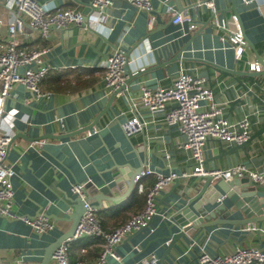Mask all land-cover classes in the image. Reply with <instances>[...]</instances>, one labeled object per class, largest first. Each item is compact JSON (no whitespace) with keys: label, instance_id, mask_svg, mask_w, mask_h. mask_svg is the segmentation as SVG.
Segmentation results:
<instances>
[{"label":"crops","instance_id":"0c3cea01","mask_svg":"<svg viewBox=\"0 0 264 264\" xmlns=\"http://www.w3.org/2000/svg\"><path fill=\"white\" fill-rule=\"evenodd\" d=\"M38 1L46 8L74 9L85 20L67 27L83 32L64 37L63 29L55 28L43 37L30 27L25 14L10 7L8 0H0V44L7 23L19 16L25 23L19 36L24 45L49 48L47 61L54 67L40 83L41 97L31 99L26 88L16 84L5 102L6 110H15L14 118L7 116L13 139L6 155L14 169V206L25 216L49 219L53 228L39 234L20 219L0 215V264H41L46 250L72 226L75 183L84 184L102 228L111 230L144 208L157 173L191 167L189 154L177 148L183 136L176 127L161 122L163 112L155 113L157 121L136 134L127 135L122 128L133 115L128 110L129 96H137L142 83L171 85L180 66L206 79L230 121L248 116L252 123V139L243 147L209 139L205 165L216 169L246 162L264 168V75L228 71H253L252 65H261L257 53L264 60V0L248 5L235 0L245 35L255 48L246 42L241 54L229 39V33L241 31L232 0H213L215 13L193 0H151V11L113 0L106 12L93 8L90 0ZM177 5L185 14L181 24L172 21ZM215 17L226 23L225 32L215 30ZM86 20L92 27L90 37L84 35ZM191 23L196 26L190 28ZM85 37L91 42L79 43ZM115 47L127 53L126 89L109 104L111 93L104 90L103 72L107 55ZM140 168L153 171L141 179L143 191L135 182L130 184ZM197 183V178H178L163 186L155 197L157 214L149 225L123 239L116 247L117 259L107 256L100 262L103 239L85 236L71 243L69 264H160L162 259L163 264H198L202 247L220 254L245 246L264 249V222L219 225L207 233L173 222L171 216L193 195L189 190ZM225 200L220 197L216 203ZM167 224L173 233L183 230L170 248ZM48 264H54L52 257Z\"/></svg>","mask_w":264,"mask_h":264},{"label":"built area","instance_id":"2783aa9c","mask_svg":"<svg viewBox=\"0 0 264 264\" xmlns=\"http://www.w3.org/2000/svg\"><path fill=\"white\" fill-rule=\"evenodd\" d=\"M139 10H153L151 0H125ZM251 4L256 0H242ZM93 8L106 12L113 0H90ZM195 5H206L215 13L213 0H193ZM257 3V2H256ZM19 13L29 18L31 28L40 31L47 37L52 29H65L73 24L82 23L84 16L74 9L46 8L38 0H8ZM105 16V15H104ZM185 14L175 12L172 21L181 24ZM102 17V16H101ZM24 21L15 16L7 23L6 35L0 44V215L9 219H20L32 227L37 233H45L53 228L52 222L45 217H28L21 214L14 206L11 177L13 167L7 162L6 155L13 135L7 116L14 118L15 110L5 109V102L10 97L14 85L21 84L30 93L31 99L41 97L40 83L54 69L47 61L49 48L27 47L20 39L24 29ZM213 25L216 31H226V23L215 17ZM195 23L189 25L194 28ZM229 39L241 54L246 41L241 31L229 33ZM127 53L121 48H113L107 55L103 87L108 93L115 92L118 97L123 94L119 90L127 77L125 66ZM261 65H252L251 70L260 71ZM205 78L180 66L178 73L169 86L149 87L142 83L137 96H129L128 110L133 115L122 123L127 135L142 131L148 123H155V113L163 112L161 122L167 127H176L183 136L177 148L189 154L191 167L181 172L170 170L169 173H157L153 187L146 193L144 208L133 214L118 227L105 230L97 216L96 208L84 202V211L71 236L66 237L52 253L54 264H69V247L73 241L82 237H101L103 249L99 257L104 262L107 256L118 258L116 247L129 234L146 227L151 218L157 214L155 197L165 185L178 178H201L210 176L212 180L231 181L235 178L248 177L254 184L264 186V168L253 163L239 162L226 168H209L206 164V143L209 139L218 140L223 145H239L250 139L252 123L248 116L238 121H230L223 111L222 103L215 100L211 88ZM202 102H205L202 105ZM150 116L149 120L144 116ZM153 173L142 170L134 176L139 191H143L142 178ZM77 197L85 201L87 193L83 183L72 186ZM198 264H252L264 263V249L257 246L237 247L231 253H211L204 247L197 255ZM77 264H82L78 261Z\"/></svg>","mask_w":264,"mask_h":264},{"label":"water","instance_id":"95a60500","mask_svg":"<svg viewBox=\"0 0 264 264\" xmlns=\"http://www.w3.org/2000/svg\"><path fill=\"white\" fill-rule=\"evenodd\" d=\"M78 3L80 1L77 0ZM91 9V5H88ZM178 12H182L179 5ZM232 9L235 12L239 22H240V28L241 32L244 36V39L248 43L250 47L254 48V45L249 40V38L245 35V32L242 27L241 20L239 16L236 13L235 9V0H232ZM85 20V17L84 19ZM86 31H84V35L87 37H90V34L92 33V27L90 26V21L86 20ZM77 29V30H75ZM74 30L69 28L63 29L62 33L63 36H67L68 33L71 35L72 33L75 34L77 32H83L82 28H75ZM76 31V32H75ZM94 31V30H93ZM95 32V31H94ZM86 39L80 40L79 43H90ZM256 51V50H255ZM257 53V52H256ZM257 60L262 65L263 69L260 71H234V70H228L230 73L236 74V75H253V76H260L264 75V60L262 57L257 53ZM174 59H178L177 57H174ZM140 74V73H139ZM135 75H138L136 73ZM134 75V76H135ZM126 87V85H122L119 90H123ZM115 97V92L111 93L109 104L112 102V100ZM241 99H237L238 102ZM104 109L99 115H102L105 111ZM85 129V128H84ZM13 139V138H12ZM252 137L245 143L235 145L236 147L232 148H239L245 146ZM136 171V170H135ZM141 171V168L136 171L131 176L130 184L133 186L134 183V176ZM250 187V189H249ZM193 192V195L190 196V198L187 200L185 205H182L181 207L177 208L176 211L171 216V220L178 224L179 226L185 228V227H196L197 229H202L203 232L207 233L209 228H213L215 226L219 225H231V226H251L252 224L256 223H262L264 222V186H260L257 184H254L248 177L243 178H235L231 181H224L221 180H212L210 176H205L199 178V183L195 184L190 190L189 193ZM179 195H181L179 193ZM222 197H225V201H222L220 203H216L217 200ZM97 199V198H96ZM99 202L98 200H96ZM84 202H89V198L87 197L84 200H82L79 197H76L74 200L75 203V212L71 216V219L73 220L72 226L70 230L67 233H64L62 236L56 239L54 243L46 250L45 256L41 262V264H48L51 254L53 251L58 247V245L68 236H71L75 230V227L84 211ZM90 203V202H89ZM150 224V221L148 225ZM171 225L167 224L168 229V235L167 237L170 238L171 243L168 246L172 247V245L176 241V236H182V232L179 233H173L171 229ZM255 232H259L258 228H254ZM163 259L160 264H163Z\"/></svg>","mask_w":264,"mask_h":264},{"label":"trees","instance_id":"16d2710c","mask_svg":"<svg viewBox=\"0 0 264 264\" xmlns=\"http://www.w3.org/2000/svg\"><path fill=\"white\" fill-rule=\"evenodd\" d=\"M252 264H264V263H252Z\"/></svg>","mask_w":264,"mask_h":264}]
</instances>
